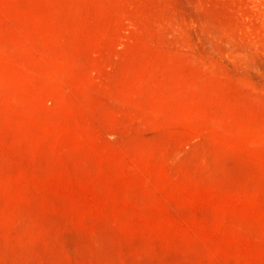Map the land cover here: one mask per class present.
Masks as SVG:
<instances>
[{
  "label": "rangeland",
  "instance_id": "obj_1",
  "mask_svg": "<svg viewBox=\"0 0 264 264\" xmlns=\"http://www.w3.org/2000/svg\"><path fill=\"white\" fill-rule=\"evenodd\" d=\"M0 264H264V0H0Z\"/></svg>",
  "mask_w": 264,
  "mask_h": 264
}]
</instances>
